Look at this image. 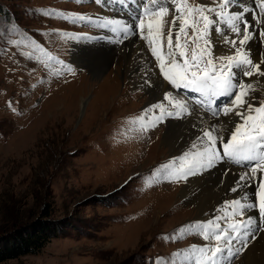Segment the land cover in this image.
<instances>
[{"label": "rangeland", "instance_id": "rangeland-1", "mask_svg": "<svg viewBox=\"0 0 264 264\" xmlns=\"http://www.w3.org/2000/svg\"><path fill=\"white\" fill-rule=\"evenodd\" d=\"M210 2L189 0L193 6ZM134 7L122 10L111 0L107 6L93 0H0V226L15 211L34 218L44 201L50 203L51 217L64 224V231L39 254L2 264H190L199 255L192 246L205 242L193 231L169 239L185 225L206 222L195 220L192 206L178 200L184 180H156L163 173L155 170L171 163L164 160L162 134L168 123L182 118H167L140 132L141 116L153 112L143 111L149 105L141 84L126 87L120 77L124 86L112 89L113 102H105L100 93L102 83L114 80L121 55L130 53L131 62H136L134 44L144 41L133 35L121 43L107 29L71 23L70 14L116 18ZM46 10L69 15L64 19L40 14ZM255 39L261 61L264 40L258 35ZM103 48H109L108 55L99 51ZM48 56L62 60L73 74L55 75ZM98 59L108 63L93 87L98 79L92 77L91 63ZM260 80V90L253 95L264 98V77ZM202 114L210 126L215 118ZM195 124L200 131V122ZM217 147L222 151L219 142ZM181 155L172 159L180 164ZM226 166L237 168L220 162L204 172ZM257 174L256 183L264 178V173ZM218 178L231 181L228 174ZM237 263H242V253L233 257L232 264Z\"/></svg>", "mask_w": 264, "mask_h": 264}, {"label": "snow or ice", "instance_id": "snow-or-ice-1", "mask_svg": "<svg viewBox=\"0 0 264 264\" xmlns=\"http://www.w3.org/2000/svg\"><path fill=\"white\" fill-rule=\"evenodd\" d=\"M75 2L81 3V0ZM93 2L107 6L109 0ZM111 2L122 6V10L135 5L131 21L70 14L71 23L84 22L107 29L121 43L130 36L138 35L140 40L146 42L150 58L155 61L154 67L159 70L156 75L162 76L171 89L176 90L175 94L171 89L165 91L162 102L149 106L153 110L152 115L141 116L138 131L146 132L166 118H183L194 111L190 110L187 98L180 95L181 90L198 94L199 98L193 103L200 111L217 120L221 115L229 116L232 113L239 118L238 121L230 119L200 128L191 145L194 151H185L177 158L179 167H174L176 161H173L155 170L156 173H163L156 176L157 181L175 182L202 174L220 162H231L240 168L235 173L233 186L228 189L230 193H237L238 197L224 201L219 214L212 219L185 225L169 237L174 240L177 234L191 230L202 238L205 242L203 245L192 246V252L199 255L193 256L190 264H232L233 257L247 249L251 242L249 235L262 230L260 222L264 221V178L256 183L257 173H264V98L253 95L260 83L259 77H264V70L261 69L264 59L254 62L252 49L247 47L257 35L264 40V29L256 27L264 25V0H252L251 5H244L239 11L234 6L240 0H211L210 3L195 6L189 4V0ZM170 12L171 20H168ZM250 13L252 20L248 19ZM40 14L64 19L69 15L47 10ZM165 26H168L166 33ZM225 27L228 31L224 30ZM213 31L227 46L228 52L224 55L213 52ZM29 58L33 59L31 56ZM48 61L53 62L48 66L55 69V75H62L64 71L73 74V69L62 60L48 56ZM253 75L257 76L256 82L245 79ZM144 83L151 86L150 80ZM220 98L225 99L217 104ZM164 102L170 108H166ZM149 109L143 111L148 112ZM193 127L199 125L194 124ZM224 133H228L227 139ZM218 142L222 151L217 147ZM230 170L226 169L224 175ZM148 183L152 184L153 181L149 180ZM250 187L255 190L245 191ZM249 210H258V215L247 216Z\"/></svg>", "mask_w": 264, "mask_h": 264}, {"label": "bare ground", "instance_id": "bare-ground-1", "mask_svg": "<svg viewBox=\"0 0 264 264\" xmlns=\"http://www.w3.org/2000/svg\"><path fill=\"white\" fill-rule=\"evenodd\" d=\"M251 2L252 0H240V3L234 6V9L239 11L240 6L250 5ZM211 39L215 42V47L213 49L214 53L221 54L228 52L227 46H225L222 43L219 34H216L213 31ZM256 41L257 39L254 38L247 45V47L252 49V57L254 62H259L257 60L258 51L256 50L257 49L255 44ZM130 43H135V41L132 40ZM143 43L137 40V42L134 44L136 45L135 48L137 49L136 51H133L134 59L136 62H131V57L133 56L130 57V53L128 55L122 54L121 55L122 58H120L119 61L121 66H115L112 72L114 80L111 81V84L110 83L104 84L101 82L104 88L102 87L103 90H101L100 93L102 97H104L105 102H107L108 100H112V102L115 101V97H116L115 94L112 93L110 97L109 95L110 92H112V89H114V87H118L122 85L120 77L124 79L123 82L126 81L125 82L126 87L131 85L134 88H137L139 87V84H141L142 88L144 89V92H146L145 94L147 96L146 102L149 106L154 105L158 102H162V98L165 91L171 89V86L168 85L166 81L164 80L162 81L163 79L162 76L160 78V76L156 75V73L159 70L158 68L154 67L155 61L154 59H151L149 57L150 55L149 53H147V50L143 46ZM108 49L103 48V49H99V51L105 50V52H107L108 55ZM260 54L264 56V50ZM103 59L101 60L98 59L97 62L91 63L90 72L92 73V77L95 78V80L98 79L97 81H94L92 83L91 86L93 87H94L93 84L98 82L99 79L101 80L100 77L105 72V66L108 63V61L105 64L106 60L102 61ZM147 59L148 62H146ZM262 59H264V57ZM135 63L136 65H138V67H136ZM252 78H245V79H250L253 82L257 81L256 75H253ZM145 80H150L151 86L146 85L144 83ZM259 81L260 83L257 84V91L260 90L259 89L261 85L260 77H259ZM105 86H107V88ZM175 92L176 90L174 91V94ZM93 95L95 94L93 93ZM180 95L187 98L190 105V110L194 109V111H190V114L186 115L187 117L185 116L179 121L168 123L164 134H162L161 144L163 149L165 150V153L167 154V156L164 157V160L168 159V161L171 163L174 161L172 159L174 156L183 154L185 151L194 150L191 148V145L194 139L196 138V136L200 132L197 131L195 127H193L196 121L200 122L201 128L204 126H208L207 121L205 119H201V117H203L202 111H200L198 106H196L193 103L195 99L199 98L198 94L189 93L186 94L185 96L184 93H180ZM117 96L118 97L121 96L120 87H119V91H117ZM224 99L225 98H220V100L217 101V104L221 103V101H223ZM94 100H96L95 96L93 101ZM164 103L166 108H170L167 102ZM149 110L153 111L151 109ZM230 119L235 121L239 120V118L235 117L234 113H232L229 116L221 115L218 120L216 118L211 119L212 122L210 121V125L214 123H219L220 121L227 122ZM224 135L226 137L228 136V133H224ZM174 167H179V163L176 162L174 164ZM231 167L226 166V167H221L220 169L217 168L218 170H215L213 172L212 171L203 172L201 175L195 176V178L192 179L188 178L187 180H184L183 183L184 187H182L179 192L178 200L179 201L181 200V202L187 203L188 205L192 206V209L195 212V220L198 219V220L207 221L209 219H212L215 215L219 214V209L224 201L231 200L233 197H238L237 193H230L228 189L231 186H233V182L236 179L235 173L239 172L240 168L238 166L237 168H231ZM226 169H231L227 173L228 176L231 177V181L223 180V183L221 184V180H220L221 178L218 177H221L225 173ZM249 189H251V187ZM246 191H248V189H246ZM257 215H258V210H253V214L250 213V211L247 212V216L255 217ZM260 224L262 230L255 231L253 234L249 235L248 239L251 242L248 244L247 249L241 252L242 263H237V264H264V221H261Z\"/></svg>", "mask_w": 264, "mask_h": 264}, {"label": "trees", "instance_id": "trees-1", "mask_svg": "<svg viewBox=\"0 0 264 264\" xmlns=\"http://www.w3.org/2000/svg\"><path fill=\"white\" fill-rule=\"evenodd\" d=\"M50 203L44 201L34 218L15 211L0 226V264L23 256L37 255L64 231L62 220L51 217Z\"/></svg>", "mask_w": 264, "mask_h": 264}]
</instances>
